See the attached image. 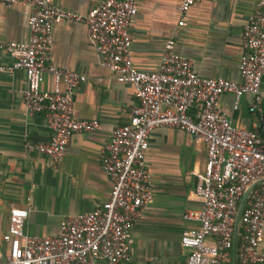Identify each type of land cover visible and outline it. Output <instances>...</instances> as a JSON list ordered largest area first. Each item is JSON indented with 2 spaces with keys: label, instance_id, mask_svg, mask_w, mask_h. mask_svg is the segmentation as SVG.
<instances>
[{
  "label": "built area",
  "instance_id": "2783aa9c",
  "mask_svg": "<svg viewBox=\"0 0 264 264\" xmlns=\"http://www.w3.org/2000/svg\"><path fill=\"white\" fill-rule=\"evenodd\" d=\"M202 1L211 0H179L178 11L184 13ZM14 3L27 7V36L21 42H0V49L12 60L9 66H0V73L21 70L23 110L43 116L49 137L31 146L35 152L57 162L72 134L99 128L95 120L72 117L73 91L84 77L50 62L52 24H82L98 64L131 87L134 102L125 121L110 131L100 149L99 167L110 183L106 201L96 210L61 218L55 234L43 237L23 233L26 211L9 208L0 237L7 246L0 251V264H122L129 252L131 226L152 200L144 155L148 136L156 127L175 128L204 145V168L195 174L192 191L200 205L181 216L195 223L179 235V245L186 250L185 264H221L232 249L234 230L235 264H262L264 0L256 1L241 27L239 82L198 76L190 60L174 52L171 40L163 42L154 70L133 67L128 25L136 13V0H99L85 16L65 11L50 0H0L1 6ZM44 73L51 79L45 91L40 89ZM222 94L231 96V110L242 96H248L252 130L231 124L219 106Z\"/></svg>",
  "mask_w": 264,
  "mask_h": 264
},
{
  "label": "crops",
  "instance_id": "0c3cea01",
  "mask_svg": "<svg viewBox=\"0 0 264 264\" xmlns=\"http://www.w3.org/2000/svg\"><path fill=\"white\" fill-rule=\"evenodd\" d=\"M50 1L85 16L99 0ZM256 1H202L180 13L179 0H136V13L128 25L129 61L138 70L152 71L163 42L171 40L174 52L190 60L198 76L239 82L240 31ZM27 14L22 4L0 5V42L26 39ZM49 54L54 66L84 77L73 91L72 117L95 120L99 128L72 134L62 157L51 162L31 147L46 141L49 132L42 114L23 110V72L0 73V237L9 208L26 211L23 233L43 237L55 234L61 218L96 210L106 201L110 183L99 167L100 149L110 131L125 121L134 102L131 87L98 64L82 24H52ZM11 61L0 49V66H9ZM50 87L51 79L44 73L40 89ZM260 93L264 99V66ZM248 102V96H242L231 110V96L219 98L221 110L234 127L252 130ZM144 160L152 200L131 226L129 252L122 264H185L186 250L179 245V235L195 223L181 216L200 205L192 191L195 174L204 168V145L175 128L156 127L148 136ZM6 247L0 239V251ZM259 252L264 255V230Z\"/></svg>",
  "mask_w": 264,
  "mask_h": 264
},
{
  "label": "water",
  "instance_id": "95a60500",
  "mask_svg": "<svg viewBox=\"0 0 264 264\" xmlns=\"http://www.w3.org/2000/svg\"><path fill=\"white\" fill-rule=\"evenodd\" d=\"M244 197H245V194L242 196L238 206H237V209H236V215H235V223H236V220H237V216L239 214V211L241 209V205H242V202L244 200ZM234 249H235V230H234V236H233V242H232V249H231V252H232V263L231 264H235V260H234Z\"/></svg>",
  "mask_w": 264,
  "mask_h": 264
},
{
  "label": "trees",
  "instance_id": "16d2710c",
  "mask_svg": "<svg viewBox=\"0 0 264 264\" xmlns=\"http://www.w3.org/2000/svg\"><path fill=\"white\" fill-rule=\"evenodd\" d=\"M223 262H221V264H231L230 260H231V251H227L222 258Z\"/></svg>",
  "mask_w": 264,
  "mask_h": 264
}]
</instances>
